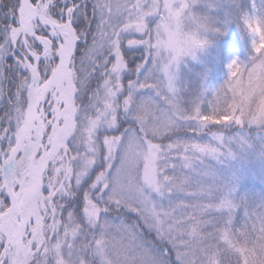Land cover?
<instances>
[{
	"label": "snow or ice",
	"instance_id": "snow-or-ice-1",
	"mask_svg": "<svg viewBox=\"0 0 264 264\" xmlns=\"http://www.w3.org/2000/svg\"><path fill=\"white\" fill-rule=\"evenodd\" d=\"M215 7L0 0V264H264V0ZM232 23L247 60L186 90Z\"/></svg>",
	"mask_w": 264,
	"mask_h": 264
},
{
	"label": "rangeland",
	"instance_id": "rangeland-1",
	"mask_svg": "<svg viewBox=\"0 0 264 264\" xmlns=\"http://www.w3.org/2000/svg\"><path fill=\"white\" fill-rule=\"evenodd\" d=\"M248 0H246V3ZM260 3V0H257ZM212 14H216V8L211 9ZM222 22V20H221ZM222 39H230L234 46L226 51L223 66L214 65L213 60L221 47ZM249 37L235 24H229L223 36L213 38V44L203 53L198 55L196 60L187 58L182 66V82L186 90L192 91L198 87L209 90L218 87L226 78V65L233 58L247 60L249 55ZM243 168L259 167L251 160L243 162ZM241 195H253L256 197L264 196V182L257 180L256 186L251 188H240Z\"/></svg>",
	"mask_w": 264,
	"mask_h": 264
},
{
	"label": "clouds",
	"instance_id": "clouds-1",
	"mask_svg": "<svg viewBox=\"0 0 264 264\" xmlns=\"http://www.w3.org/2000/svg\"><path fill=\"white\" fill-rule=\"evenodd\" d=\"M213 3L216 5V14H212V16L216 20H224L226 15L231 11L230 9V0H213ZM253 25L259 24L260 29L264 30V22H259L257 20L252 21ZM218 28H220V25L214 24L209 25V31L207 34H201L200 39L204 40V45L201 46L200 51L197 53V55L205 52L212 44L213 40H211L212 33L215 32ZM190 58V57H189Z\"/></svg>",
	"mask_w": 264,
	"mask_h": 264
}]
</instances>
